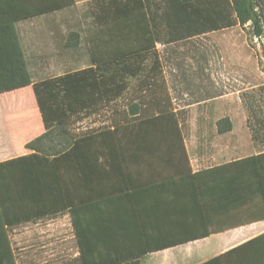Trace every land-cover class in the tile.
I'll list each match as a JSON object with an SVG mask.
<instances>
[{
	"label": "crops",
	"instance_id": "crops-1",
	"mask_svg": "<svg viewBox=\"0 0 264 264\" xmlns=\"http://www.w3.org/2000/svg\"><path fill=\"white\" fill-rule=\"evenodd\" d=\"M82 2L75 0L74 5L17 24L26 58L21 26L28 34L30 56L39 69L45 66L51 78L90 67V51L83 46L85 22L69 17L72 10H80ZM45 29L47 39L41 36ZM32 80L43 81L33 76ZM19 91L27 92L26 96H15ZM0 102L11 105L0 109V163H4L32 154L26 145L46 129L33 85L0 95ZM19 102L21 107L26 102L29 119L14 135L8 130L6 114L17 110ZM223 118L230 119V131L226 123L220 131V120L213 131H193L185 140L161 127L155 131L129 130L119 134L121 141L114 136L108 146L82 149L75 214L84 256L80 257L72 217L66 211L10 229L17 263L203 264L264 234V219L212 233L217 224L224 223L225 215H216V196L201 197L195 182L188 178L264 153L253 142L248 145L249 128L240 122L237 125L231 115ZM260 127L264 131V126ZM256 203L264 208V199ZM249 207L240 203L241 219ZM208 233L211 235L192 239Z\"/></svg>",
	"mask_w": 264,
	"mask_h": 264
},
{
	"label": "trees",
	"instance_id": "trees-1",
	"mask_svg": "<svg viewBox=\"0 0 264 264\" xmlns=\"http://www.w3.org/2000/svg\"><path fill=\"white\" fill-rule=\"evenodd\" d=\"M261 2L264 0H160V4L157 0H95L98 32L88 37L92 66L33 83L17 24L74 5L75 0H0V95L33 85L46 129L26 145L33 151L31 155L0 163V264H18L10 241L12 227L66 211L72 217L80 257L84 256L75 214L80 152L110 144L99 141L97 135L75 138L69 133L71 123L84 111L117 102L128 91L131 79L142 78L140 84L148 89L156 87L162 75L157 52L160 43L178 44L247 24H252L256 36H264ZM26 109L22 106L7 112L10 133L18 134L21 125L26 126ZM163 113L159 110L151 121L159 120ZM222 122L228 124L227 131L232 129L230 119ZM259 123L264 126V121ZM56 129L70 136L71 142L60 151L46 153L41 145ZM116 129L118 126L111 132L114 136ZM259 136L260 130L254 129L253 138ZM188 178L201 197L215 195L216 215H225L224 223L217 224L212 233L264 219V208L256 203L264 199V153ZM240 203L250 206L243 219ZM203 264H264V234Z\"/></svg>",
	"mask_w": 264,
	"mask_h": 264
},
{
	"label": "rangeland",
	"instance_id": "rangeland-1",
	"mask_svg": "<svg viewBox=\"0 0 264 264\" xmlns=\"http://www.w3.org/2000/svg\"><path fill=\"white\" fill-rule=\"evenodd\" d=\"M83 1L80 10H72L69 17L85 22L83 33L87 37L83 46L86 49L88 46L90 51L88 37L98 32V26L93 0ZM157 1L160 4V0ZM261 3L264 9V2ZM56 31L61 34L63 30L56 28ZM20 33L33 78L51 79L53 76L47 73L45 66L39 69L30 56L28 34L23 26ZM41 36L47 39L48 30L45 29ZM157 52L162 75L157 79L156 87L148 89L140 84L142 78L131 79L129 89L122 98L104 107L82 112L79 119L69 126V133L81 139L97 135L99 141L111 144L112 139L115 140L111 132L117 126L118 141L122 140L119 134L129 130L155 131L161 127L185 140L190 139L193 131H213L216 120H220L217 123L220 129L226 123H221L225 119L223 117L231 115L237 125L240 122L244 128H249L248 145L253 142L259 151L264 150V131L259 123L264 121V36H256L252 24L209 33L178 44L160 43ZM88 62L91 67V51ZM151 64L150 61L148 66ZM21 92L15 96L27 94ZM7 106H11L10 102H0L2 111ZM161 109L163 116L151 121L150 118L157 116ZM257 128H261V136L255 140L253 130ZM70 142V136L62 135L56 129L41 147L46 153H52L66 148Z\"/></svg>",
	"mask_w": 264,
	"mask_h": 264
}]
</instances>
